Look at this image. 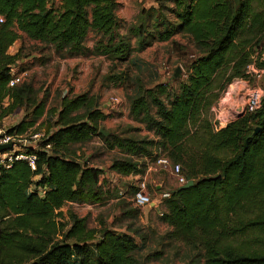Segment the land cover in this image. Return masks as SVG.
I'll return each mask as SVG.
<instances>
[{
  "label": "trees",
  "instance_id": "obj_1",
  "mask_svg": "<svg viewBox=\"0 0 264 264\" xmlns=\"http://www.w3.org/2000/svg\"><path fill=\"white\" fill-rule=\"evenodd\" d=\"M154 1L121 32L117 0H0V118L19 107L26 111L9 133L33 130L46 111V98L37 97L31 82L8 85L18 55L7 49L20 34L62 57L128 62L132 51L176 34L186 35L196 52L174 88L166 82L146 86L135 77L128 116L152 138L105 136L104 114L88 91L61 98L53 127L34 151L35 168L26 160L0 166V264H143L136 256L140 228H133L138 207L122 212L130 219L126 230L103 227L94 244L96 230L86 218L69 212L67 227L65 204H99L108 197L103 170L80 162L72 149L93 136L118 150L111 170L122 176L143 175L140 159H155L160 151L193 179L189 188L167 190L158 216L167 227L163 240L196 252L190 264H264V96L257 110L223 128H213L208 116L248 65L264 69V0L256 1L260 9L255 0ZM89 32L96 37L91 48L85 45ZM113 79L121 82L124 75Z\"/></svg>",
  "mask_w": 264,
  "mask_h": 264
},
{
  "label": "rangeland",
  "instance_id": "obj_2",
  "mask_svg": "<svg viewBox=\"0 0 264 264\" xmlns=\"http://www.w3.org/2000/svg\"><path fill=\"white\" fill-rule=\"evenodd\" d=\"M256 1L253 6L260 9ZM117 2L121 32H125L126 27L136 20L142 8L156 5L154 0H117ZM95 38L94 33L89 32L85 45L91 48ZM7 50L9 54L18 55L13 73L14 84L22 79L29 81L36 89L37 97L46 98V111L38 119L34 130L48 132L53 127L55 113L63 96H73L88 91L96 96L98 108L104 114L100 127L105 131L133 138L153 137V134L142 124L133 122L128 116L129 97L137 92L135 77H141L146 86L166 82L170 88H174L177 80L185 78L187 67L196 53L189 38L182 34H176L167 41L153 42L141 51H132L128 62L113 61L102 55L62 57L47 45L21 34ZM177 68L179 74L178 77H174ZM115 74L124 75V80L120 82L113 79ZM253 86L260 87L264 92V73L257 75L250 70L245 77L234 78L226 85L208 111L213 128L218 126V121L223 115L225 119H231L229 122L238 119L235 113L242 89ZM112 98H116V101ZM6 105L5 102L2 107L5 108ZM25 113L23 107L16 108L1 117L0 124L9 128ZM72 149L75 150L80 162L87 161L102 166L108 173L113 172L110 169L112 160L119 156L117 149H106L98 136H93L85 143L75 144ZM141 160H145L146 166L153 165V169L145 176L152 199L162 190L167 191L176 186L175 177L164 172L157 164L154 165L153 158ZM113 174L108 175V178L100 177L103 188L109 190L105 202L67 203L61 208L66 216L65 220L69 223L67 227L72 223L68 216L69 212L86 218L87 226L96 230L92 244L98 241L99 230L103 227L117 231L127 229L130 219L123 217L122 212L135 207L131 201L132 195L137 189L140 178L144 177V174H132L131 177ZM120 190L122 194H119ZM139 226H144L140 233L144 234L145 240H141L142 236L140 239L136 237L138 242L136 256L143 264H190L192 255L196 252L179 242L170 244L163 240L162 236L166 229L164 224L153 218L151 225H142L140 221L137 223L135 221L133 228Z\"/></svg>",
  "mask_w": 264,
  "mask_h": 264
},
{
  "label": "built area",
  "instance_id": "obj_3",
  "mask_svg": "<svg viewBox=\"0 0 264 264\" xmlns=\"http://www.w3.org/2000/svg\"><path fill=\"white\" fill-rule=\"evenodd\" d=\"M3 21V17L0 16V22ZM252 70L255 74L261 75L264 73V69H257L253 64L248 65L247 73ZM14 67L11 68L12 78L10 79L8 85L13 86L15 83V78L13 76ZM264 96V92L260 87L253 86L249 88L242 89L240 102L236 106V116L240 117L248 112H253L257 110L261 105V100ZM116 101V98H112ZM228 119V120H226ZM224 117V115L219 119L218 126L215 129L223 128L231 120ZM7 127L0 124V144L12 143L10 149L0 151V166L9 168L15 160H26L32 169L35 168L36 164V153L34 152L40 146V141L46 138V134L43 131L29 130L24 134L9 133ZM27 136V137H25ZM28 138V139H27ZM49 147V145H46ZM30 149L32 152H27ZM157 164L164 172H168L175 177L176 186H180L187 181V177L181 170V166L178 163L171 162L170 158L164 153L157 151V155L154 159V165ZM153 169V165L149 164L148 171ZM33 187H31L32 189ZM39 195L44 193L43 188L37 189ZM122 194V191H119ZM168 196L167 191L160 192L159 198H164ZM133 205L138 208H143L149 206L154 202L150 193L147 189V184L145 179H141L138 182L137 189L132 195L131 199Z\"/></svg>",
  "mask_w": 264,
  "mask_h": 264
},
{
  "label": "crops",
  "instance_id": "obj_4",
  "mask_svg": "<svg viewBox=\"0 0 264 264\" xmlns=\"http://www.w3.org/2000/svg\"><path fill=\"white\" fill-rule=\"evenodd\" d=\"M59 1V0H58ZM16 41V40H15ZM15 41H14V43H15ZM13 43V44H14ZM99 168H101L102 170H103V172L101 173V176L102 177H105V178H108V175H112L113 173L115 174V175H117V176H122V175H120V174H118V173H116L114 170H112L113 172H110V173H108V171L104 168V167H102V166H98ZM148 167H149V164L146 166V168H145V172H144V177H142V178H140V180L141 179H145V176L147 175V173L149 172L148 171ZM111 169V168H110ZM113 174V175H114ZM131 175L132 174H129V175H126L125 177H131ZM136 175H138V174H136ZM139 180V181H140ZM163 191H166V190H162L161 192H163ZM150 193V192H149ZM154 202L153 203H151L149 206H146V207H143L142 209H140V213H139V215H138V219L136 220V223H137V221L139 222H141L142 223V225H151V223H152V219L153 218H155L157 221H159L158 220V216L160 215V213H161V207H160V202H161V198H159V194H158V196L157 197H155L154 199ZM141 225V224H140ZM165 225V224H164ZM165 227H166V225H165ZM139 228L141 229L140 231H143V229H144V226H139ZM166 229H167V227H166ZM165 229V230H166ZM136 237L137 238H139L140 239V237H141V233H139V235H135V240H136V242H137V239H136ZM138 243V242H137Z\"/></svg>",
  "mask_w": 264,
  "mask_h": 264
},
{
  "label": "water",
  "instance_id": "obj_5",
  "mask_svg": "<svg viewBox=\"0 0 264 264\" xmlns=\"http://www.w3.org/2000/svg\"><path fill=\"white\" fill-rule=\"evenodd\" d=\"M234 2H235V5H237L238 2H239V0H234ZM178 74H179V69L177 68V69L175 70V72H174V77H178ZM255 131H256V130H255ZM100 132H102L105 136L108 135V134L110 133V132H108V131H104V130H102V129H100ZM11 146H12V143L0 144V151H4V150H7V149H10ZM193 184H194L193 179L187 177V181H186L184 184L178 186V187H177V190L189 188V187H191Z\"/></svg>",
  "mask_w": 264,
  "mask_h": 264
}]
</instances>
